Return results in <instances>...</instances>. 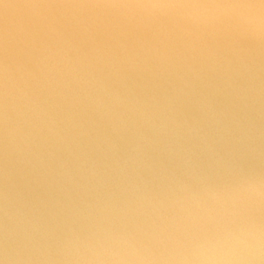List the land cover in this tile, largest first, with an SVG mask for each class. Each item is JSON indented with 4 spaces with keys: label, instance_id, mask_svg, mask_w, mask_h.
<instances>
[{
    "label": "rangeland",
    "instance_id": "obj_1",
    "mask_svg": "<svg viewBox=\"0 0 264 264\" xmlns=\"http://www.w3.org/2000/svg\"><path fill=\"white\" fill-rule=\"evenodd\" d=\"M110 1L0 0V64L2 63V65L0 66V165L2 163V166L0 167V257H3L2 261H0V264H66L67 260H70L72 262H88L87 257L91 253L96 257L95 260H103L105 261V264H107V262L112 258V256L108 253L114 249L120 250V246L114 238V233H116V231H119L122 226L127 227L128 225L133 224L138 220V216L141 217L143 213L145 214L150 211L148 209L140 210L138 211V216L136 212V215L132 220H123L120 223H116V221H114L113 226H111V235H109L108 239H104L103 242L95 241V244H90L88 239L92 238V236L93 238L97 236V234L99 233V227H101L100 225L93 226L91 227L92 230L90 229L81 234L73 233L70 228L71 225H73V221L76 220L77 216L82 217V215H90V213L87 211V208L85 209V205L82 204L83 206H81V208H73L75 210L72 209L65 211L62 208L59 209L58 207H55L44 211L43 209L46 206L47 199L36 201L37 199H30L29 197L24 196L21 192H18L13 188L12 179L14 173L12 172L11 174V169L13 171L16 170V168L19 167V163L22 164V158L24 156L27 155L24 158L28 159L32 157L30 159L32 160V166L37 168L40 166L39 161H46V156L47 161L45 163H52L54 161H72L73 158H68L65 156V154H63L64 151L62 150V148H68L75 141L83 139L95 142L94 144L96 145L98 143V140L95 137V134H97V136H102V139L104 138V136L109 135V139L112 140L115 138V141L117 139L112 135L114 133L122 132L123 128H136L149 124H155L154 132H150L147 137L148 140L152 141L158 137V135L155 134V131L159 130V128L162 127H158V125L170 126L182 131L184 134L190 133L194 128V130L197 131H199L198 129L201 128V132H209L208 129L214 130L215 132L220 129V132H226V129L224 128L225 126L222 127V123L220 126L221 118H227L226 120L228 121L229 126L231 127L232 125H234L235 127L236 125V129H238V126H240V122L238 121H241V118L243 116L249 115L250 117L254 118H257L258 115L262 116L260 118H263L264 116L261 115L264 114V88L253 89L250 87H246L244 84H241L235 80V75L230 76L229 74L230 71L242 72L240 71L241 64L237 58L238 56H243L244 59L246 58V60L248 59L250 62H253L256 56L264 57V30H262L261 26H259L260 21L258 18V13L260 12V9L258 7V0H234L232 2L227 0L219 2H216V0H200L201 3L199 0H185L183 4L176 5L177 7H166V9L151 7L146 8L145 5L139 3L137 0ZM87 2H89L91 5ZM238 2H241V4L246 2L244 4L246 6H248L247 4H249V6L253 9L254 13L251 14V26H259L256 27L258 28L256 32H258L259 34V43H262V45H260V48L255 45L253 46L252 44L249 45L251 49H249V47H247L246 45L247 51L244 49L239 50V47L241 49L244 46V44L242 43L245 40L243 41L242 39H246L247 37L246 35L241 39L242 41L239 40L241 38L240 35L247 34L244 31L242 34H238L234 42H230L231 44L227 54L223 52V49H226L224 48L226 47V41L221 42V40L227 36H222L221 38L215 40V36L212 35L213 39L210 40L209 37H207L206 39L209 40V42L199 47H197V43H195L194 46L191 45V47L187 44L185 40L187 34L183 32L187 27L190 26L192 28L191 31L195 32L196 28L201 29L202 27H204V25L201 24H204V22H206V19H208V26L210 24L209 22H211L210 19L216 21L232 13H225L226 9H232V7L230 6L233 5L235 7V3ZM98 3L100 7L99 5L97 7ZM89 5L92 7L90 11ZM121 9H125L126 12L125 10ZM136 11L138 13L140 12V14H138ZM143 11L146 14L143 13ZM154 11L156 12V14ZM206 11H209L210 14L206 13ZM124 12L127 14V16L126 14L123 15ZM157 13H160V15H157ZM189 13H197L202 15L190 17L188 15ZM140 15L144 16L140 17ZM111 16H115V18H112ZM124 16L125 18H122ZM155 17H157L158 19ZM111 18L113 21H115V23H113ZM103 20L107 22L104 23ZM146 20L148 21V23ZM110 21L111 24H109ZM122 21H124V23ZM253 21H256L257 23H254ZM94 22L99 23L100 27L99 24L95 26L96 23L94 24ZM140 22L143 23L141 24ZM106 23H108L109 25ZM82 27L84 28V31ZM106 27H108V29ZM161 27L162 29H160ZM116 28L117 31H115ZM154 28H156V30ZM144 29L146 31L143 32ZM205 29L207 34L209 33L208 35H210V28L207 27ZM91 30H95L96 35L93 31L91 33ZM258 30H260V32ZM118 31H121V33H117ZM170 31L172 32L173 37L176 39V49L174 52H169V50H166V48L162 46L163 44L161 45L162 42H159L158 40L152 41L153 38L157 39V37L159 35L162 36L163 33H166L167 35V33ZM220 31L221 30L215 29V33H219ZM226 31L228 32V30ZM87 32L89 34V37ZM102 32H105L106 34ZM251 33V30L250 32L248 31V35H250ZM103 34H105V37ZM146 34L147 36L149 35L150 39L146 36ZM137 36L138 38L136 39ZM93 37H98L100 39H94ZM81 39H83L84 41H82ZM132 39L135 43L132 41ZM88 41L91 43L89 44ZM106 42H109V44H107ZM104 44L107 45V47ZM131 44H134L135 47ZM83 45L86 46L84 47ZM108 45H112L111 48L110 46L108 47ZM223 45L225 46L222 48ZM97 46L99 48L101 47V50ZM95 47L97 48L95 49ZM114 47L116 50L114 49ZM102 49L105 50V52H102ZM79 50L88 52L87 54H85L87 56L80 62L74 58ZM242 51L244 52V54L246 52V54H242ZM127 53L129 54L127 55ZM137 54H139L138 57L136 56ZM215 54L217 55L215 56ZM225 55L228 56V60L222 61L223 56ZM70 57L71 59L69 60ZM47 59H49V61H47ZM105 59L107 60L105 61ZM32 62H34V64ZM220 63H222L223 66H221L222 64ZM135 64L138 68L136 66L134 67ZM39 65L40 67L38 68ZM57 66L59 68H57ZM155 67L157 68L155 69ZM89 68L91 69L90 72L92 73L89 72ZM143 68H145V72L143 71ZM128 69L129 71H132L129 72ZM106 70L109 71L107 72ZM140 70L143 71L144 74ZM6 71L8 75H5L6 77H4ZM84 71H88V77L86 78L91 79L93 83L91 87L84 86L79 83V76ZM99 71L101 74H98ZM134 72H136L137 74ZM140 74L143 75L140 76ZM197 75L198 77H196ZM260 75L259 77H257L258 74L255 75L256 77L242 75V78H252L251 80L257 81L260 78ZM42 76L43 78H41ZM210 76L212 77V80ZM38 77L41 80H38ZM119 77L120 79L118 80ZM137 79L138 82H136ZM213 79L216 82H213ZM115 80L118 82V84L113 82ZM49 82H52V84H50ZM180 88H182V90H180ZM205 88H218L219 94L216 97L217 100L210 102L209 100L204 98V100L202 101L204 96L202 89ZM234 88L238 93L241 103L236 100L230 92L231 90H234ZM135 89L136 94L134 91ZM114 92H116V96L113 95L115 94ZM122 92L124 94H122ZM87 94L90 96H88L89 98L86 96ZM120 97H122V101L117 100ZM35 98L37 100H35ZM177 98L188 100L191 104L185 106L175 105L172 107ZM162 99L169 100V103L163 104L164 101H161ZM113 100L115 102H113ZM195 102L199 105H195ZM221 103H224V105H220ZM216 104H219L221 109L219 108V106L216 107L215 110L211 109ZM168 105H170L171 107H169ZM205 107L209 109V111L204 110ZM106 108L108 112L107 110H105ZM85 110L89 111L86 112ZM120 111H125L126 114L124 113L125 117H123L127 121H124L123 117L121 118L122 120H118L119 118L117 116ZM186 113H188L189 117ZM78 116H80L82 120ZM130 116L132 119L130 118ZM200 117H203L205 119L202 118V120ZM193 120H195L196 123H194ZM111 121H115L113 122L114 124ZM56 122L58 126L55 124ZM59 122L62 124L60 125ZM104 122L105 125L103 124ZM191 122H193V125L190 124ZM115 123L116 125L118 123L119 124L116 126ZM59 125L62 127H60ZM113 125H115L116 127H113ZM119 125L120 129L117 128ZM56 127L59 129H57ZM38 133L39 136L36 135ZM30 135L32 137H30ZM252 146L254 147L255 145ZM36 149L38 150L36 151ZM59 153L62 154L61 157H65L58 158ZM225 154L226 153H223L216 160L219 162L222 157L227 158ZM30 155L32 156L30 157ZM14 156L16 159L14 158ZM48 158L51 159L48 160ZM8 161L10 163H8ZM145 161L146 159H143L140 162L141 173L149 174L153 171L159 172V169H157V167H147V164L144 163ZM4 164L7 165L5 166ZM147 168H150L149 171L147 170ZM164 175H167V173H164L163 176ZM248 177L249 175L244 177L242 181L246 180ZM145 178H149V176L145 174ZM237 182L238 181H236V184H238ZM145 185L147 186L148 183L145 182ZM168 193L169 192L166 190V192L164 191L159 195H156L154 193L146 194L148 198V206H153V203H155L156 205V214H150V216L148 217L150 221L161 216L162 214H173L174 211H177L180 208H184V203L179 202L177 197H174L172 195L170 196L168 195ZM6 194L7 196H5ZM1 201H3V203ZM167 202L170 203L168 208L166 209L165 205L168 204ZM170 209L172 210L170 211ZM64 213L66 215H64ZM230 226L231 224H222L218 221L213 222V224L210 225V227L213 228L215 235L219 236L222 241L228 240V242L217 244L213 249H210L211 251L209 250V248H204L205 250H202L204 254L212 256L214 259H227V257H233L232 259H237L236 256H234L235 254L239 255V258L241 257L247 262V264H264V226H261L260 228L245 227V229H243L244 227H242V230H235L236 232H238L237 234L234 229H231L232 226ZM94 228L96 230H94ZM240 232L242 233L240 234ZM251 234H253V236ZM232 238L238 239L239 241H241V243H232ZM248 241L252 242L248 243ZM238 244L241 246L240 248ZM234 246H238L236 247V252L234 251ZM242 246H244L245 248ZM230 247H233V249H231ZM246 247L248 250H246ZM224 249L227 251H225ZM242 250L245 254L241 252ZM237 251L240 253H237ZM223 253L225 254V256L227 255L226 258L223 256ZM221 254H223V257L220 256ZM5 258H7V260ZM97 261L95 263H97Z\"/></svg>",
    "mask_w": 264,
    "mask_h": 264
},
{
    "label": "bare ground",
    "instance_id": "obj_2",
    "mask_svg": "<svg viewBox=\"0 0 264 264\" xmlns=\"http://www.w3.org/2000/svg\"><path fill=\"white\" fill-rule=\"evenodd\" d=\"M79 1H81V0H79ZM108 1H110V0H108ZM216 2H219V1L217 0ZM87 3H89V2H87ZM99 3L97 4V7H98ZM200 3H201V1H200ZM244 3H246V2H244ZM243 4H241V2H238V3H235V5H236L235 7L233 5L230 6V7H232V9L233 8L236 9V12H232L228 16H224V18L218 19L216 21L213 20V19H210L211 22H209L210 24L208 26H207V20L208 19H206L205 20L206 22H204V24H201V25H204V27H202L201 29H199V28L197 29L196 28L197 31L195 29V32L191 31L192 28L190 26L187 27L183 31V32H185V34H187L186 35V39H185L187 44L191 47V45L194 46L195 43H197V47H199V46H202L203 44H206L207 42H209V40L206 39L207 37H209L210 40L213 39L212 35L215 36V40L221 38L222 36L223 37L227 36V37H225L224 39L221 40V42H223V41L225 42L226 41V47H224L225 45H223L222 48L223 47L226 48V49H223V52L225 54H227L228 50H229V47H230V44H231L230 42H234V40L238 36V34L239 33L242 34L243 31H244L247 34L240 35L241 38L238 37V38H240L239 40H241L246 35H247V37L249 36L250 38L246 37V39H242L243 41L245 40L242 43V44H244V46L241 45V46H243V48L240 49V47H239V50H243V49L246 50V45H247V47H249V45H252V44H253V46L255 45V46L260 48L261 47L260 45H262V43H259V39H258V37H259L258 35L259 34L254 29V26H251L252 25L251 24V20H252L251 14L254 13L253 9L249 6V4H247L249 6V8H248V6H246L245 4L243 5ZM99 7H100V5H99ZM101 7H103V6H101ZM91 8L92 7L90 6L89 11H90ZM121 10H125V9H121ZM131 11H132V9H131ZM63 12H65V11H63ZM102 12H104V11H102ZM125 12H126V10H125ZM125 12H124L123 15L126 14ZM156 12H155V14H156ZM143 13H145V12L143 11ZM206 13H209V11L208 12L206 11ZM225 13H222V14H225ZM133 14H134V12H133ZM138 14H140V12ZM147 14H148V12H147ZM158 14L160 15V13H157V15ZM162 14H163V12H162ZM92 16H93V14H92ZM115 16L114 17L111 16V17L115 18ZM126 16H127V14H126ZM141 16L142 15H140V17ZM217 17H219V16H217ZM112 18H111V20H112ZM122 18H125V16L122 17ZM155 18H157V17H155ZM158 18H159V16H158ZM212 18H214V17H212ZM59 19H61V18H59ZM63 19H64V17H63ZM108 19H109V17H108ZM165 19H166V17H165ZM100 20H101V17H100ZM126 20H128V19H126ZM139 21H141V20H139ZM236 21H237V23H236ZM105 22H107V21H104V23ZM122 22L124 23V21H122ZM131 22H133V21H131ZM135 22H137V21H135ZM143 22H140V23L142 24ZM233 22H235L236 24L234 23L235 25H233L232 24ZM253 22L255 23L256 21H253ZM95 23L96 22H94V24ZM113 23H115V21H113ZM147 23H148V21H147ZM97 24H99V23H96L95 26ZM106 24H108V23H106ZM109 24H111V21L109 22ZM116 24H118V23H116ZM139 24H137V25H139ZM84 25H86V24H84ZM230 25H233V26L236 27V28H234L233 32L232 31L229 32L230 29L229 30L227 29L228 26H230ZM124 26H126V25H124ZM143 26H141V27H143ZM146 26H147V24H146ZM259 26H256V27H259ZM99 27H100V24H99ZM207 27H209L210 30H211L210 35H208L209 33L207 34V32H206L205 28H207ZM106 28L108 29V27H106ZM69 29H71V28H69ZM93 29H94V26H93ZM111 29H113V28H111ZM145 29L143 30V32L146 31ZM148 29H149V27H148ZM154 29L156 30V28H154ZM160 29H162V27ZM215 29H218V30H221V31L219 33H215ZM96 30H97V28H96ZM226 30H228V32ZM250 30L252 32L251 34H253V35H251V34L248 35V31L250 32ZM83 31H84V28H83ZM92 31L95 34V30H91V33H92ZM115 31H117V28H116ZM132 31H133V28H132ZM138 31H137V33H138ZM258 31L260 32V30H258ZM119 32L121 33V31H118L117 33H119ZM102 33H105V32H102ZM159 33H161V32H159ZM80 34H84V33H80ZM87 34H88V32H87ZM105 34H103L104 37H105ZM103 35H101V36H103ZM107 36H108V34H107ZM146 36H147V34H146ZM88 37H89V34H88ZM147 37H149V35ZM83 38H84V36H83ZM93 38L97 39L98 37L97 38L93 37ZM101 38H103V37H101ZM132 38H133V36H132ZM137 38H138V36L136 37V39ZM238 38H237V40H238ZM89 39H91V38H89ZM89 39H87V40H89ZM98 39H100V38H98ZM149 39H150V37H149ZM81 40L84 41L83 39H81ZM155 40H158L159 42H162L161 45L163 44L162 46L165 47L166 50H169V52H174L175 49H176V44H175L176 43L175 42L176 39L173 37L171 31L168 32L167 35H166V33H163V35L162 36L159 35L157 37V39H154V38L152 39V41H155ZM103 41H104V39H103ZM106 41H108V40H106ZM132 41H133V39H132ZM61 42H62V40H61ZM100 42H101V40H100ZM150 42H151V40H150ZM216 42H218V41H216ZM90 43L91 42H89V44ZM127 43H129V42H127ZM153 43H155V42H153ZM237 43H238V41H237ZM60 44H62V43H60ZM107 44H109V42ZM181 44H180V46H181ZM131 45L134 46V44H131ZM83 46L85 47L86 45H83ZM105 46L107 47V45H105ZM109 46L111 48L112 45H108V47ZM97 47H95V49ZM115 47H114V49H115ZM103 49H102V52L103 51L105 52V50H103ZM249 49H251V48L249 47ZM254 49H255V47H254ZM214 50H212V51H214ZM108 51H109V48H108ZM166 52H168V51H166ZM87 53L88 52H83V50H79L74 58L77 61L80 62L83 58H85L87 56V55H85ZM117 54H118V52H117ZM128 54L129 53H127V55ZM242 54H244L243 51H242ZM245 54H246V52H245ZM216 55L217 54H215V56ZM110 56H111V54H110ZM112 56H113V53H112ZM114 56H115V54H114ZM136 56L138 57L139 54H137ZM49 58H50V56H49ZM237 58L240 61V64H241L240 71H242V72L230 71L229 72L230 76L231 75H235V80L237 82L241 83V84H244L246 87H250V88H253V89H263L264 88V66H261V65H264V57L256 56L255 60H253V62H250L248 59L246 60V58L244 59L243 56H238ZM70 59H71V57L69 58V60ZM143 59H142V62H143ZM11 60H13V59H11ZM106 60L107 59H105V61ZM225 60H228V56L227 55L223 56V60L222 61H225ZM47 61H49V59H47ZM50 61H52V60H50ZM214 61H215V59H214ZM38 62H39V59H38ZM42 62H44V61H42ZM32 63L34 64V62H32ZM45 64H46V62H45ZM140 64H142V63H140ZM220 64H222V63H220ZM1 65H2V63L0 64V66ZM35 65H37V64H35ZM101 65H103V64H101ZM143 65H142V67H143ZM115 66H117V65H115ZM135 66H136V64L134 65V67ZM221 66H223V64ZM39 67H40V65L38 66V68ZM125 67H126V65H125ZM28 68H29V66H28ZM30 68H31V66H30ZM57 68H59V67L57 66ZM104 68H105V65H104ZM156 68L157 67H155V69ZM71 69H73V68H71ZM129 69H128V71H129ZM143 69H144L143 71L145 72V68H143ZM5 70H8V69H5ZM40 70H41V68H40ZM90 70L91 69L89 68V72H90ZM121 71H119V72H121ZM130 71H132V70H130ZM143 71H141V72H143ZM66 72H67V70H66ZM123 72H124V69H123ZM144 72H143V74H144ZM90 73H92V72H90ZM134 73H136V72H134ZM98 74H101L100 71H99ZM143 74H140V76L143 75ZM257 74H258L257 77H259V75L261 74L260 78L257 81L251 80L252 78L251 79L242 78V75H244V76H247V75L255 76ZM5 75H8L7 71H6V74H4V77H6ZM54 75H56V74H54ZM110 75H112V74H110ZM7 77H9V76H7ZM79 77H80V79H79V83L80 84H82L84 86H88V87L92 86L93 83H92L91 79L90 78H86V77H88V71L82 72ZM100 77H103V76H100ZM117 77H118V75H117ZM196 77H198V75ZM232 77H234V76H232ZM41 78H43V76ZM37 79L39 80L40 78L38 77ZM119 79H120V77L118 78V80ZM211 80H212V77H211ZM115 81H113V82L118 84V82L117 81L115 82ZM44 82H48V81H44ZM136 82H138V79H137ZM213 82H216V81H214V79H213ZM32 83H33V81H32ZM49 83H47V84H49ZM50 84H52V82ZM120 86H122V85H120ZM88 87H86V88H88ZM180 90H182V88H180ZM202 90H203L202 92H203V95H204L202 101L204 100V98L209 100L210 102H212L214 100H217L216 97L219 94L218 88H211V89L210 88L209 89L205 88V89H202ZM98 91H99V89H98ZM116 91H117V89H116ZM134 91H135V94H136V89ZM1 92H2V90H1ZM118 92H120V91H118ZM230 92H231L232 96L241 103L236 89L234 88V90H231ZM114 93L115 94H113V95L116 96V92H114ZM108 94H110V93H108ZM122 94H124V93L122 92ZM86 96L88 97L89 95L87 94ZM71 97H72V95H71ZM73 97H74V95H73ZM99 99H101V98H99ZM35 100H37V99L35 98ZM117 100L122 101V97H120ZM161 101H164L163 104H168L169 103V100H167V99L166 100L162 99ZM218 101H217V103H218ZM113 102H115V101L113 100ZM160 104H161V102H160ZM190 104L191 103L188 100L177 98L175 100L174 104L172 105V107L175 106V105L185 106V105H190ZM195 105H199V104L198 103L196 104V102H195ZM220 105H224V103H221ZM105 106H106V104H105ZM168 106L171 107L170 105H168ZM218 106H219V104H216L211 109L215 110V108L218 107ZM219 108L221 109L220 106H219ZM78 110H79V108H78ZM105 110H107V108ZM109 110H111V109H109ZM204 110H208L209 111V109H207L206 107L204 108ZM85 111L88 112L89 110L88 111L85 110ZM171 111H173V110H171ZM107 112H108V110H107ZM204 112H206V111H204ZM124 113H125V111H120L119 112V114L117 116L119 118L118 120H122L121 118L123 116L125 117L126 113L125 114ZM186 114L188 115V113H186ZM261 115H264V114H261ZM168 116H169V114H168ZM78 117L80 118V116H78ZM106 117H107V113H106ZM124 117H123V120L125 121L126 119H124ZM188 117H189V115H188ZM204 117H205V114H204ZM260 117H262V116L258 115L257 118L250 117L249 115L248 116H243L241 118V121H238V122H240L239 123L240 126H238L239 127L238 129H236V125H235V127H234V125H232L234 128L232 126L230 127L228 121L226 120L227 118L226 119L225 118H221L220 119V126H221V123H222V127L225 126L224 128L226 129V132H220L219 131L220 129H218L217 132H215L214 130H209V129H208L209 132H201L202 131V130L200 131L201 128H199L198 129L199 131H197V130H194L195 128L192 126L194 128L193 131L191 130L190 133L184 134L182 131H180L178 129H175V128H172L170 126H167V125H160L159 126L158 125V127H161V126L162 127L159 128V130L155 131V134L158 135V137L155 140H152V141L148 140L147 137H148L150 132H154L155 124H149V125H146V126H140V127H136V128L135 127L123 128L122 132L114 133L112 135V136L116 137L117 140H115V141H114V139H115L114 137H113L114 139L110 140L109 139L110 138L109 135L108 136H104V138L102 139V136H97V134H95V137L98 140V143L96 145L94 144L95 142L87 141V139H83V140L75 141L68 148H65V147L62 148V150L64 151L63 154H65V156L68 157V158H73L72 161H68V162H59V161L57 162V161H54L52 163H45L47 161V156H46V159H45L46 161L45 162L44 161H39L40 166L35 168V167L32 166V162H31L32 160H30L32 158L31 157L32 155H30V157H31L30 159L24 158L27 155L24 156V157L21 156V157H23L22 158V164L19 163V167H17L16 170H14V171L11 169V174H12V172L14 173L13 179H12V182H13L12 185H13V188L15 190H17L18 192H21L24 196L29 197L30 199H32V198H33V200L37 199L36 201H42V199H47L46 200V206L43 209L44 211H47V210L55 208V207H58L59 209L62 208L65 211H67V210H72L73 208H77V207L81 208V206L85 205L84 207H85V209L87 208V211L90 213V215L88 216L86 214V216L82 215V217H80V216L78 217L77 216L78 218L76 217V220L73 221V225H71L70 228H71V231L73 233L81 234V233H84V232H86V231H88L90 229L92 230L91 227H93V226L100 225L101 227H99V230H98L99 233L97 234V236L94 237V238L92 236V238L88 239L90 244H95L96 243L95 241L103 242L104 239H108L109 235H111L110 234L111 230H112L111 226H113L114 221H116V223H120L123 220H132L133 217L136 215V212H137V216H138V211L146 210V209L150 210V211H148L145 214L143 213L141 215V217L140 216H138V217L136 216L138 218V220L135 221L133 224L128 225L127 227H123L122 226L119 231H116V233H114V238L118 242V245L120 246V249H123L124 247H126V245H125V237L127 236V233L129 231H131L132 228L134 226H136V224L137 225H143L146 222L150 221L149 218H148L150 216V214L151 215H155L156 214V205H155V203H153L152 204L153 206H148V204H147L148 198H147L146 194L147 193H154L156 195H159V194H162L164 191L166 192V190L169 192L168 195H170V196L172 195L174 197H177L179 202L184 203V208H182V209L180 208L179 210L174 211L173 214L182 213L184 211L201 212L202 208L211 207V208H214L216 210L213 213V215L215 217L214 222L218 221V222H220L222 224H231V226H232L231 229H234V231L238 230V229L242 230V227H244L243 229H245V227H259L260 228L261 226H264V213L261 212V202H260V198H259L257 193H258V189H259L261 183H264V116H263V118H260ZM68 118H70V117H68ZM87 118H88V116H87ZM130 118H131V116H130ZM130 118H129V120H130ZM197 119H198V117H197ZM203 119H205V118H203ZM84 120H86V119H84ZM132 121H130V122H132ZM193 121H194V123H196L195 120H193ZM207 121H205V122H207ZM113 122H115V121H113ZM192 123L193 122H191L190 124H192ZM55 124L57 125V122ZM61 124L62 123H60V125ZM103 124L105 125V122ZM115 125H116V123H115ZM115 125H113V127ZM199 126H201V125H199ZM218 126H219V124H218ZM218 126H217V128H218ZM60 127H62V126H60ZM119 127H120V125L117 128H119ZM158 127H157V129H158ZM189 127H191V126H189ZM106 128H107V126H106ZM57 129H59V128H57ZM36 135L39 136V133L36 134ZM87 135H91V134H87ZM30 137H32V136L30 135ZM106 137H107V139H106ZM19 138H21V137H19ZM39 139H40V137H39ZM56 139H58V138H56ZM23 140H25V139H23ZM91 143H93V144H91ZM42 144H44V143H42ZM11 145H12V143H11ZM250 145L251 146L255 145V146L251 147ZM38 146H40V145H38ZM47 147H48V145H47ZM37 150L38 149H36V151ZM10 152H12V151H10ZM223 153H226L225 155L227 156V158H223L222 157L221 160H219V162H218L216 159L220 155H222ZM37 154H38V152H37ZM59 154H60V157H59ZM59 154H58V158L65 157V156L61 157L62 154L61 153H59ZM15 156H14V158H15ZM35 157H36V155H35ZM42 159H44V158H42ZM50 159L48 158V160H50ZM143 159H146V161L144 163L147 164V167L148 166H151L152 168L153 167H157V169H159V172H161V173L153 171V172H150L148 174V173L144 172L146 175L149 176V178H145V174L141 173V170H140V162ZM8 163H10V162L8 161ZM1 166H2V163H1L0 167ZM149 169L147 168L148 171H149ZM148 171H146V172H148ZM164 173H167V175L163 176ZM247 175H249V177L246 180L242 181V179H244V177H246ZM236 181H238L237 182L238 184H236ZM145 182L148 183L147 186L145 185ZM249 185L253 186V188L255 190H252V189L245 190ZM5 196H7V194ZM1 197H3V196H1ZM2 200H3V198H2ZM26 200H27V198H26ZM1 202L3 203V201H1ZM170 202H172V201H170ZM170 202H167L168 204L165 205L166 209L168 208ZM172 209H170V211ZM73 210H75V209H73ZM80 210H82V209H80ZM83 211H82V213H83ZM201 214H202V212H201ZM64 215H66V214L64 213ZM94 230H96V229L94 228ZM247 232H249V231H247ZM247 232H245V233H247ZM237 233L238 232H236V234ZM241 233L242 232H240V234ZM247 234H249V233H247ZM243 235H244V233H243ZM251 235L253 236V234H251ZM226 239H227V237H226ZM251 242L248 241V243H251ZM107 244H108V242H107ZM242 244H244V243H242ZM17 245H18V243H17ZM234 247H235L234 251L236 252V247H238V246H234ZM240 247L241 246L239 245V248ZM242 247H244V246H242ZM205 248L207 249V247H205ZM231 249H233V247ZM249 249H250V247H249ZM246 250H248L247 247H246ZM225 251H227V250H225ZM228 252H226V253H228ZM241 252L244 253L243 250ZM220 253H221V251H220ZM237 253H240V252L237 251ZM223 254H221L220 256L221 257L224 256L226 258L227 255L225 256V254L224 255ZM232 254H234V253H232ZM234 256H236V258H239V255H235L234 254ZM95 259H96V257L91 253L87 257L88 262H86V261L85 262H82V261L72 262L70 260H67L66 264H97V263H95L97 261Z\"/></svg>",
    "mask_w": 264,
    "mask_h": 264
},
{
    "label": "snow or ice",
    "instance_id": "obj_3",
    "mask_svg": "<svg viewBox=\"0 0 264 264\" xmlns=\"http://www.w3.org/2000/svg\"><path fill=\"white\" fill-rule=\"evenodd\" d=\"M151 8H166L181 5L185 0H138ZM257 6V5H253ZM260 12L258 18L264 30V0H258ZM236 12V9L226 10ZM195 17L197 13H189ZM255 190L249 185L245 190ZM261 212L264 213V183L258 189ZM216 210L211 207L201 212L184 211L182 213L161 215L143 225H136L125 237L123 249L111 250L112 259L107 264H213L214 258L205 255V247L214 248L213 224ZM3 257H0L2 261ZM103 261V260H102ZM105 262V261H104Z\"/></svg>",
    "mask_w": 264,
    "mask_h": 264
},
{
    "label": "clouds",
    "instance_id": "obj_4",
    "mask_svg": "<svg viewBox=\"0 0 264 264\" xmlns=\"http://www.w3.org/2000/svg\"><path fill=\"white\" fill-rule=\"evenodd\" d=\"M215 240L218 241L219 243H227L228 240H223L215 235L214 236ZM233 243H241V241H239L238 239L232 238ZM7 260V258H5ZM97 264H105L104 261L99 260L97 261ZM213 264H247V262L245 260H243L242 258H237V259H232V258H227V259H214L213 260Z\"/></svg>",
    "mask_w": 264,
    "mask_h": 264
},
{
    "label": "crops",
    "instance_id": "obj_5",
    "mask_svg": "<svg viewBox=\"0 0 264 264\" xmlns=\"http://www.w3.org/2000/svg\"><path fill=\"white\" fill-rule=\"evenodd\" d=\"M137 1H138V0H137ZM216 1H217V0H216ZM218 1H223V0H218ZM227 1H234V0H227ZM247 1H248V0H247ZM249 1H257V0H249ZM234 23H235V22H233L232 24L235 25V24L237 23V21H236L235 24H234ZM233 25L228 26L227 29H228V30L230 29L229 32H231V31L233 32V31H234V28H236V27L233 26ZM250 28H251V27H250ZM250 28H249V29H250ZM232 29H233V30H232ZM251 29H252V28H251ZM254 29L257 30L258 28H255V27H254ZM261 66H264V65H261Z\"/></svg>",
    "mask_w": 264,
    "mask_h": 264
}]
</instances>
